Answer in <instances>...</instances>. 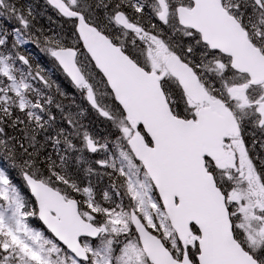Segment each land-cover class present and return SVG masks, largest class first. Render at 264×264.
Returning <instances> with one entry per match:
<instances>
[{"label": "snow or ice", "instance_id": "6c2138e0", "mask_svg": "<svg viewBox=\"0 0 264 264\" xmlns=\"http://www.w3.org/2000/svg\"><path fill=\"white\" fill-rule=\"evenodd\" d=\"M0 264H264V0H0Z\"/></svg>", "mask_w": 264, "mask_h": 264}, {"label": "rangeland", "instance_id": "374dc122", "mask_svg": "<svg viewBox=\"0 0 264 264\" xmlns=\"http://www.w3.org/2000/svg\"><path fill=\"white\" fill-rule=\"evenodd\" d=\"M45 59H46V58H45ZM48 64H49V66H46V67H49V68H50V67H51L50 62H49ZM58 82H61V86H62V87H65V86H66V82L63 81V78H62V77H61L60 81H58Z\"/></svg>", "mask_w": 264, "mask_h": 264}, {"label": "trees", "instance_id": "16d2710c", "mask_svg": "<svg viewBox=\"0 0 264 264\" xmlns=\"http://www.w3.org/2000/svg\"><path fill=\"white\" fill-rule=\"evenodd\" d=\"M43 23H45V21H42ZM46 66H49V64L47 63Z\"/></svg>", "mask_w": 264, "mask_h": 264}, {"label": "flooded vegetation", "instance_id": "af4514ba", "mask_svg": "<svg viewBox=\"0 0 264 264\" xmlns=\"http://www.w3.org/2000/svg\"><path fill=\"white\" fill-rule=\"evenodd\" d=\"M45 24H47V23H45Z\"/></svg>", "mask_w": 264, "mask_h": 264}]
</instances>
